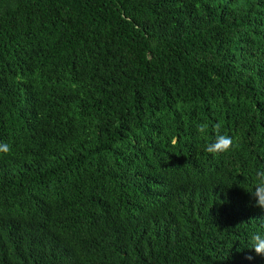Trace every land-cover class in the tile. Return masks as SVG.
Returning a JSON list of instances; mask_svg holds the SVG:
<instances>
[{
	"label": "trees",
	"instance_id": "obj_1",
	"mask_svg": "<svg viewBox=\"0 0 264 264\" xmlns=\"http://www.w3.org/2000/svg\"><path fill=\"white\" fill-rule=\"evenodd\" d=\"M0 142V264H264V0H0Z\"/></svg>",
	"mask_w": 264,
	"mask_h": 264
},
{
	"label": "clouds",
	"instance_id": "obj_2",
	"mask_svg": "<svg viewBox=\"0 0 264 264\" xmlns=\"http://www.w3.org/2000/svg\"><path fill=\"white\" fill-rule=\"evenodd\" d=\"M209 125L207 123L196 124V130L199 134L205 135ZM221 125H215L216 136L212 143L205 146V151L212 155H219L228 153L235 147L234 139L227 135L220 133ZM10 152V145L6 142H0V154H8ZM256 201V206L264 209V171L256 172V183L254 189L249 192ZM251 249L254 250L257 256L264 257V233H255L250 238ZM253 257L249 256L251 260Z\"/></svg>",
	"mask_w": 264,
	"mask_h": 264
}]
</instances>
